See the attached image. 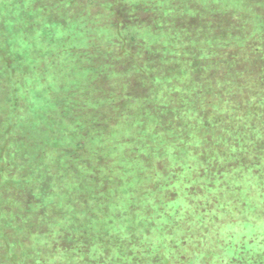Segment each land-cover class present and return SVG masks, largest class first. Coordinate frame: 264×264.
Segmentation results:
<instances>
[{"label": "clouds", "instance_id": "obj_1", "mask_svg": "<svg viewBox=\"0 0 264 264\" xmlns=\"http://www.w3.org/2000/svg\"><path fill=\"white\" fill-rule=\"evenodd\" d=\"M0 264H264V0H0Z\"/></svg>", "mask_w": 264, "mask_h": 264}]
</instances>
